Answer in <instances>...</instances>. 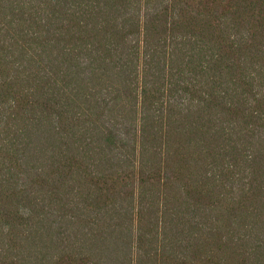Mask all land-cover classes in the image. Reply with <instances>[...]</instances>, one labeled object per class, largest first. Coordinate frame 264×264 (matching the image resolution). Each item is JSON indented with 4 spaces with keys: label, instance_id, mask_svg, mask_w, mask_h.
Segmentation results:
<instances>
[{
    "label": "trees",
    "instance_id": "obj_1",
    "mask_svg": "<svg viewBox=\"0 0 264 264\" xmlns=\"http://www.w3.org/2000/svg\"><path fill=\"white\" fill-rule=\"evenodd\" d=\"M0 264H264V0H0Z\"/></svg>",
    "mask_w": 264,
    "mask_h": 264
}]
</instances>
